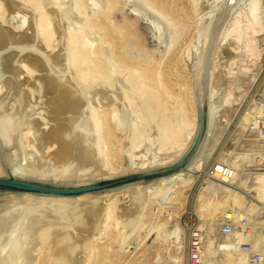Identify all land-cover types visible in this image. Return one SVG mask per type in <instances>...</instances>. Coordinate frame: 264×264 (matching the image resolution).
Wrapping results in <instances>:
<instances>
[{
    "label": "bare ground",
    "instance_id": "obj_1",
    "mask_svg": "<svg viewBox=\"0 0 264 264\" xmlns=\"http://www.w3.org/2000/svg\"><path fill=\"white\" fill-rule=\"evenodd\" d=\"M90 1L72 0L68 8H63L59 0H6L5 6L0 2V52L6 50L0 60H4V66L0 64V176L14 175L20 179L74 187L86 186L102 178L124 176L136 170L138 172L135 173H145L182 162H185L184 166L146 181L137 180L77 195L0 190V264H106L108 257L105 254L117 246L118 254L113 262H139L140 256L129 259L124 253L131 237L139 234V231L136 232L139 227L136 230L133 226L151 225L154 216L151 204L156 194L160 191L163 194L166 187L174 182L180 185L174 191L175 197L169 205L168 215L162 218V225L165 226L166 218L176 212L184 188L191 182L190 178L196 179L199 175L205 153L213 145L210 142L215 138H211V131L216 112L225 107L230 102V95L235 93L231 91L232 94L228 92L219 96V106L215 105L217 102L214 100L219 95L220 46L234 38L236 45L241 44L246 56H260L255 36L256 32L264 29V0H249L234 20L229 21L231 24L224 32L221 24L224 20L220 19L223 15L220 14V18L217 15L220 26L213 27L216 21L211 23L213 30L210 27L212 32H209L198 78L191 81V88L188 87L183 96H179L166 79V65L161 66L162 60L156 61L138 53L135 55L137 45L125 39L123 26L129 32H136V23L127 20L124 25H116V22L112 25L120 0H97L92 10ZM221 2L222 6L226 3ZM136 3L143 13L155 19L152 28L158 30L161 26L174 34L167 52L169 60H172L180 38L188 29L187 18L179 17L170 0H136ZM224 9L220 11L222 14ZM238 9L235 8V11ZM15 12L31 14V22L26 19L18 27L10 26L7 17ZM227 12H231L230 8ZM90 36L96 42H90ZM195 37L198 36H192L186 47L185 51L189 54L199 47ZM56 40L57 50L53 47ZM13 43L20 44L21 48L26 45L22 49L29 46V54L22 59L26 72L20 70L21 64L17 67L14 63L20 52L13 49L17 46H12ZM185 51L181 53L184 59ZM235 70L232 68L231 75ZM37 72L39 74L35 76ZM92 90L95 97L89 95ZM96 96L100 97L96 99ZM123 111L132 117L129 127H125V119L120 115ZM218 115L220 117L219 111ZM245 169L252 170L251 174L255 171L254 167L238 170ZM220 177L215 176L214 180L224 186L221 191L225 193L224 198L218 203L209 199L206 203L211 209L208 210L215 218L226 215L237 220L246 213L239 215L240 207L254 208L240 186L244 179L237 177L239 187L235 182ZM214 180L210 179L209 183L213 184ZM212 187L219 185L214 183ZM214 190L216 197L219 191ZM141 192H146L147 196L150 192V202H144L143 195L136 196ZM128 193H135L137 200L131 204L128 200L122 202L120 197ZM220 196L213 200H219ZM261 207L259 205L258 209ZM250 211L254 212V209ZM153 229L145 232L144 240ZM215 230L212 233H216ZM179 236L180 233H177L176 240ZM168 237L167 231L157 230L151 244L138 247L144 252L142 257L148 261L147 251L160 250ZM214 237H210V241ZM223 240L225 244L227 239ZM234 244L237 243L234 242L232 247ZM229 247L227 264H247L238 250L231 246L227 247L228 250Z\"/></svg>",
    "mask_w": 264,
    "mask_h": 264
},
{
    "label": "rangeland",
    "instance_id": "obj_2",
    "mask_svg": "<svg viewBox=\"0 0 264 264\" xmlns=\"http://www.w3.org/2000/svg\"><path fill=\"white\" fill-rule=\"evenodd\" d=\"M66 1H68V2L63 3L61 0H59V2H62L61 6L63 8H65L67 6L70 7L72 5L71 4L72 0L71 1L66 0ZM96 1L97 0H95V1L91 0L89 2L90 5L92 4L90 10H92V8H93L92 6L94 5V2H96ZM170 1H171V6L176 11V13L179 15V17L184 18V19L187 18L186 21L188 22V29L186 30V32L184 33L182 38H180V41L177 45L178 47H177L176 55L172 60H169L168 45L170 44L174 34L172 33V31L163 30V27H161V26H159V29L161 31H159V29L157 30V29L152 28L151 26L153 25V27H154V25H155V19L153 17H151L150 15L143 13V10L137 5L136 0H120L119 1L118 5H117V9L115 10V16L112 18V25H115V22H116V25L117 24H123L124 25L127 20H129L130 22L136 23L135 24L137 26L136 32H133V31L129 32L127 30V28L125 27V25L122 28L123 33L124 34L126 33L125 39L131 41L130 43H134L135 45H137V49H135L136 50L135 55H137V53H138V54L148 56L149 58L153 57L152 59L156 60V61L162 60L161 66L163 64L166 65L165 67L167 70V76H166L167 81L170 83L174 92L177 95L183 96L184 92L187 91V88L188 87L191 88L192 85H190V84H192V82L196 81L198 78V74H199V70H200L199 65L201 66L202 61L204 59V56L206 53L205 49L207 48L208 41H209L208 38H210L209 36L211 34V33L209 34V32L210 31L212 32L213 27L220 26V24H218V23L221 22L222 20H224L221 23L223 25L222 31L224 32L226 27H228L231 24L230 22H232L234 20V18L237 16L239 11H241L245 7V4H246L245 2H248L249 0H246V1L245 0H223L224 2L226 1L225 5H223V6H222L223 3L221 2L222 0H219V1L218 0H170ZM0 2L4 6L6 5L5 4L6 0H0ZM219 2H220V4H219ZM231 2L233 4L236 3L235 4L236 6H234ZM67 3L68 4L70 3V4L68 5ZM182 5H183V7H182ZM230 5H231V7H230ZM220 7H221V9H220ZM224 7H226V9H224ZM239 7H241V8L238 9ZM222 8L225 10L223 14H222V12H220L222 10ZM229 8L231 11L230 13L227 12ZM235 8L238 9V10H236L238 12L235 11ZM231 9H233V10H231ZM218 11H219V13H218ZM235 12H236V14H235ZM227 13L229 14L228 17L225 16V15H228ZM220 14L223 15L225 18L222 16L220 18ZM230 14H232V16ZM217 15L219 16L221 21L218 20L219 18ZM263 15H264V13H263ZM30 16H31V14H25L23 12L22 13L15 12L12 14L10 13L9 16L7 17V19H8V22H10V24H9L10 26L18 27L19 25H21V22L26 20V19L29 22H31L32 16L31 17ZM215 16H217L216 17L217 19L215 18ZM226 18H227V20H225ZM213 19H214V21H213ZM28 21H27V24H29ZM215 21L217 24L214 23ZM227 21L229 24L227 23ZM262 21H264V18L262 19ZM211 23L212 24L214 23L216 26H214V24H213V27H212ZM225 23L227 25H225ZM199 27H201V28H199ZM210 27H212V30L210 29ZM21 32H23V31H21ZM195 34L198 36V37H195L196 38L195 40L199 41V47L197 50L191 51V53L189 54L185 50H186V47L189 44L192 36H196ZM159 35L160 36L162 35V37L159 38ZM96 36H98V35L96 34ZM90 37H89V39H90ZM92 37H94V35ZM92 37L90 40L88 39L90 42H93L95 40ZM255 38H256L257 45H258L259 50H260V56L259 57H257V56L255 57L253 55L252 56H249V55L246 56V54L244 52H242L243 48L241 47V44L236 45L234 38L231 39L229 41V43L224 44V46L223 45L220 46L219 52H218V57H219L218 58V62H219L218 68L219 69L217 68L218 72H219V74H218L219 75V84L217 87L219 95L214 101H215V103L217 102L215 105L219 106L218 102H220V100H221V98L219 99V96L222 97L224 94H226L228 92L231 93V91H232V93H233L235 91V93H233V95H230V97L232 96L231 99L229 100L230 101L229 103L231 106L228 103L225 107H222L223 109L220 108L218 110L220 117L218 115V111L216 112L217 115L215 114L216 115L215 118L217 119V117H218V119L217 120L214 119V124L212 125L213 127H212V131H211V133H212L211 138L215 136V138L214 139L212 138V140H211V142L214 140L213 143L210 142V144H213V145H211V147L209 145L210 148H208V149H210V150L207 149L208 153H205L204 159L202 160L203 163L201 165L200 171L198 172L199 175H197L198 177L196 176V179L193 177L190 178L192 180H191V182L189 181L188 185L183 190V195L181 196V203L179 204V208L176 209V212L172 216H169V218H166L167 222H165L166 223V224H164L165 226L162 225L164 223L162 218H165L169 213V205L172 203V201L175 197L174 191L180 185L178 182H174L171 185H168L163 194L160 193L161 192L160 191L159 193L156 194L157 196L155 195L156 198L151 205H152V210H153L154 216L155 215H157V216L155 217L156 219L153 216V218H152L153 222L151 220V225L147 224L146 225L147 227L143 225V226H141V228H140V225H138V226L136 225L135 227L133 226V229L134 228L136 229L137 227H139V228H137L138 230L136 229L137 231L135 230L136 232L139 231L138 232L139 234L136 233V235H135L136 237L135 236L131 237L130 241H128L129 244L127 243L125 245L126 246V252H124V253L126 254L127 258H128V256L130 257L129 259L136 258L137 256L138 257L140 256L141 260L143 259L145 261L143 262L140 260L137 263H127L126 262L124 264H186V252H187L188 242H189L190 238L192 237V232L196 229L203 230V231L206 230L205 245L207 248H209V250L206 248V252L207 251L210 252V250L213 249L212 247L215 248L216 245L221 244V248L223 247L224 253L218 255V256H220L218 258H221V260L220 259L219 260L217 259V260L221 264L222 263L223 264L228 263V262H226L227 261L226 259H227V255L229 254L231 249L229 247V250H228L227 247L231 246V248H235L236 250H238L237 246H236L237 244H234V247H232L233 243L234 242L237 243V242L233 241V240L231 241V239H230L231 237L229 238L230 235H226V237H228V238H226L224 234H221L220 232H219L220 233L219 234L217 231H220L219 227H220L222 219H225V220L227 219L229 221L230 220L232 221V219L225 217L226 215H222V216H224L223 218H221L222 216L218 215L216 217L217 219L215 218V216H211V214L209 212V210L211 209L210 208L211 206H207V203H206L207 201H209V199H210V201H214V202L217 201L216 203H218V201L220 202V200H222V198H224V195H225V193L223 194V192H221L222 190H224V186H222V185L220 186L219 181L217 183V180H214L215 176L220 177L221 175L219 173L211 174V172L213 170V166H215L216 165L215 163H217V162L222 161V162H226V163L231 164L237 170V177H241L242 180L244 179L243 182H241L240 186L243 188V194L246 196V198L249 200V202L251 201L250 203L254 207L252 209L247 208L249 211L254 209V212H258V211H260L261 208L264 207V204L262 203V202H264V197H263V194H264V175L262 174V173H264V171L260 170V169L264 170V168H263L264 167V152H261L260 150L258 151L256 149V147L262 146L263 142L261 140H259V138H257L255 135L254 136L250 135L248 132V121L251 118V115L253 114V112L257 111V113L259 112V114L262 113L264 115V111L262 109V106L260 105V106L256 107V104L259 101V99L264 101V29L259 31V32H256ZM57 42H58V40L54 41V43H53V47L55 50L58 49ZM94 42H96V41H94ZM11 45L14 46L17 44L13 43ZM19 45H17L16 47L14 46V48H13V49L16 48V50H19L18 52H20V56L18 57L17 61L16 62L14 61L15 65H17V67L21 66L22 64H25V61L22 59H24V57H27V54H29V48H28L29 46L28 45H27L28 47H26L27 49H22L26 45H24V47H22V48ZM12 46H10V47L12 48ZM221 49H223V50H221ZM20 50H22V51H20ZM138 50H141V51H138ZM2 51L0 52V60H1L2 54L4 55L6 53L5 52L6 50L3 52ZM184 51L186 53L185 59L182 56ZM242 53L245 55L244 57L242 56L243 55ZM240 58H242V60ZM200 60H201V62H200ZM235 60L237 62L239 60L240 63L238 62L239 63L238 64L236 62V64H235ZM167 61H168V64L166 63ZM0 64H2V66H4V60L3 59H2V61H0ZM233 64H235V66H233ZM236 65H237V67H236ZM2 66L0 65V68ZM230 66H232V68H234V70L236 68V70L233 72H235V73L238 72V73H236V74L233 73V75H231L232 74V72H231L232 68ZM19 68H21V67H19ZM10 70H12V69L10 68ZM10 70H8V72ZM20 70H22V72H26L24 65H22V68ZM197 70H198V72H197ZM12 71H13V73L15 72L14 70H12ZM229 72H230V74H229ZM13 73L11 72V74H13ZM11 74H9V75L11 76ZM37 74H39V73L38 72L35 73V76ZM225 74H227V75L225 76ZM24 75H26V74H24ZM244 76L246 77V79H244L245 78ZM192 77H193V80L191 79ZM34 79H31V81H34ZM228 81L229 82L231 81L230 83H232L233 86H232V84L227 83ZM222 85H223V87H222ZM234 88H235V90H233ZM220 91H221V93H220ZM92 92L95 93V91L92 90L91 93H89L90 97L96 95V94L93 95ZM96 97H97L96 99H98L100 96H96ZM227 107L230 109H227ZM120 113H121L120 115H122L125 119V121H124V123L126 125L125 127H129L130 124H132L131 122H133L132 117L129 116L128 113L126 114V112H124V111L120 112ZM125 114L127 115L126 117H125ZM219 118L221 119V121H223V120L224 121L221 123ZM215 128H217V129H215ZM189 152H190V150L187 152V154H189ZM258 156L260 157V159L256 161V157H258ZM248 159H250V160H248ZM245 167H254L255 171H253V173H252L254 175V178L252 177V174H251L252 170H249V171L246 169L245 170H238V169H244ZM133 172H131V173H133ZM135 172H138V171L136 170ZM131 173H126L124 175H129ZM208 177H210V178H208ZM211 177H213V178H211ZM220 178L223 180H226L225 178H222V177H220ZM102 179H104V178H102ZM210 179L214 180V181H212L213 184L209 183ZM252 180L255 183H253ZM226 181H229V180H226ZM132 182H134V181H132ZM229 182L234 183L235 180L232 179ZM214 183L216 186L219 185V187H217V188L212 187V186H214ZM245 185H246V187H245ZM249 185H250V187H249ZM248 187L250 189L252 187L253 189L250 190ZM213 188L216 189V192L219 191L218 195L216 194V197H215V192H214L215 190ZM244 188L246 190H244ZM212 189H213V192H211ZM247 189H249V190H247ZM141 193H136V194H138L136 196L141 197L143 195V197H141L143 199V201L145 202L146 200H148V202H150V197H151V195H149L150 192H148V196L145 195L146 192L145 193L141 192ZM219 193L222 194V197L220 196ZM248 193H251L252 195L254 194L255 197H254V195L252 196L251 194H248ZM256 193H257L259 199H257L258 197H257ZM130 194L133 195L132 196L133 200H132V197L129 196ZM209 195H211L212 198H211V196L209 197ZM145 196H146V199H145ZM219 196H220L219 200H213L214 197H215L214 199H217V198H219ZM249 196L252 197V199H250ZM134 197H135V193H128L125 196L122 195L120 198H121L122 202L123 201L126 202V200H128L129 204H131L135 200H137V197L136 198H134ZM261 198L263 199V201L261 200ZM138 199H140V198H138ZM142 199H140V200H142ZM253 200H255V201H253ZM260 200L262 201L261 203H260ZM128 201H127V204H128ZM148 202H146V204ZM258 204L260 205V207L262 205V207L259 209H258V206H259ZM240 208H241V210H239ZM240 208L238 209V212H237L239 215H240V213H245V211H246V213L248 212V214L249 213H251L252 215L255 214L253 211H250V212L247 211V209L245 207H240ZM159 212H161V213H159ZM237 213H236V215H238ZM159 214H160V216H159ZM218 218H219V220H218ZM155 224H156V227H154ZM216 224H217V226L218 225L219 226L217 227ZM157 226L159 228H157ZM179 227H180V230H178ZM149 228L150 229L154 228V229L151 232V235L144 240L143 239L144 234L147 230H149ZM159 229L163 230V231H167L169 233L168 241L159 247L160 250H157V251L156 250H152V251L150 250L149 252L147 251L146 254H147V257L149 258L147 261V258L142 257L143 256L142 253H144L143 250H139V248H142L143 245L145 246L146 244H148V245L151 244L154 240V237L156 236L157 230H159ZM215 229H217V231ZM129 230H131V228ZM214 230L217 233V236H216V233H212ZM130 232L131 231H129V233ZM210 232L213 235L215 234L214 236L218 237V238H215L213 235L211 236ZM177 233H180V236H179L180 238L178 240H176V238H175ZM218 234L221 236H218ZM210 237L211 238L214 237V239H211L212 241L214 240L213 242L210 241ZM224 238H225V240L227 239L226 241H228V242L225 241V244L223 243ZM215 239H217V240H215ZM218 239L220 242L218 241ZM215 241H218L219 243H217ZM136 242H138V243H136ZM140 244H141V246H140ZM209 244L213 245V246L210 247ZM128 245L129 246L131 245V246L129 247ZM224 246H226L227 251H226V248ZM116 249H118V246L115 248H111L107 252V254H105L108 257V262L106 264H118V263L112 261V260L115 261V258L117 257L118 252L116 251ZM205 255H206V253H205ZM223 256H224V258H223ZM244 259L247 261L246 257H244ZM222 261H224V262H222Z\"/></svg>",
    "mask_w": 264,
    "mask_h": 264
},
{
    "label": "built area",
    "instance_id": "obj_3",
    "mask_svg": "<svg viewBox=\"0 0 264 264\" xmlns=\"http://www.w3.org/2000/svg\"><path fill=\"white\" fill-rule=\"evenodd\" d=\"M260 105L264 111V101L259 99L256 107ZM248 132L263 142V145L256 149L264 152V115L262 113L253 112L248 121ZM259 159V156L256 157V161ZM215 164L211 174L219 173L229 181L235 180L236 185L240 183L237 181V170L231 164L222 161ZM220 233L230 235L231 241L237 242L238 251L246 257L247 264H264V207L254 215L245 213L237 220L223 219L220 224ZM205 242L206 230L192 232L187 246L186 264H221L218 261V255L224 253L221 246L216 245L210 252H206Z\"/></svg>",
    "mask_w": 264,
    "mask_h": 264
},
{
    "label": "water",
    "instance_id": "obj_4",
    "mask_svg": "<svg viewBox=\"0 0 264 264\" xmlns=\"http://www.w3.org/2000/svg\"><path fill=\"white\" fill-rule=\"evenodd\" d=\"M185 161V160H184ZM185 162L181 164L165 169L153 170L145 173H132L129 175L98 179L94 183H91L86 186H65L57 185L52 182H45L41 180H28L20 179L14 175H9L8 177L0 176V190H18V191H34V192H43V193H52L59 195H77L86 191H91L95 189H107L112 187H117L128 182L137 181V180H149L154 177L161 176L166 173H170L175 169L184 166Z\"/></svg>",
    "mask_w": 264,
    "mask_h": 264
}]
</instances>
